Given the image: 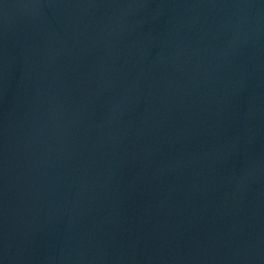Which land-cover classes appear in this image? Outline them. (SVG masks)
Segmentation results:
<instances>
[{
  "label": "water",
  "instance_id": "water-1",
  "mask_svg": "<svg viewBox=\"0 0 264 264\" xmlns=\"http://www.w3.org/2000/svg\"><path fill=\"white\" fill-rule=\"evenodd\" d=\"M0 264H264V0H0Z\"/></svg>",
  "mask_w": 264,
  "mask_h": 264
}]
</instances>
